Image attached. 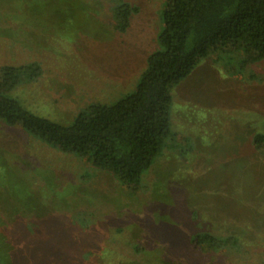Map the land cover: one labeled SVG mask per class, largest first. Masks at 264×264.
<instances>
[{
    "label": "rangeland",
    "instance_id": "rangeland-1",
    "mask_svg": "<svg viewBox=\"0 0 264 264\" xmlns=\"http://www.w3.org/2000/svg\"><path fill=\"white\" fill-rule=\"evenodd\" d=\"M121 1L138 9L123 34L116 0H0V67L41 68L11 96L69 124L130 93L167 0ZM243 57H206L171 89L176 138L136 189L0 121V264H264V60ZM205 232L235 246L194 250Z\"/></svg>",
    "mask_w": 264,
    "mask_h": 264
},
{
    "label": "trees",
    "instance_id": "trees-1",
    "mask_svg": "<svg viewBox=\"0 0 264 264\" xmlns=\"http://www.w3.org/2000/svg\"><path fill=\"white\" fill-rule=\"evenodd\" d=\"M116 1L113 28L123 34L138 9ZM161 22L157 49L146 58L134 89L110 103L88 104L69 124L35 115L11 96L40 76L38 63L1 66L0 121L10 128L19 126L49 148L87 160L123 186L139 188L145 172L176 138L171 129V89L202 59L217 53H242L244 67L264 60V0H167ZM253 143L264 149V131ZM75 218L89 229L90 216ZM191 245L216 252L235 243L205 232L194 235Z\"/></svg>",
    "mask_w": 264,
    "mask_h": 264
},
{
    "label": "crops",
    "instance_id": "crops-1",
    "mask_svg": "<svg viewBox=\"0 0 264 264\" xmlns=\"http://www.w3.org/2000/svg\"><path fill=\"white\" fill-rule=\"evenodd\" d=\"M179 117V114H178V112L176 111V112H174L173 113V120H177L178 119V117ZM174 122V121H173Z\"/></svg>",
    "mask_w": 264,
    "mask_h": 264
}]
</instances>
